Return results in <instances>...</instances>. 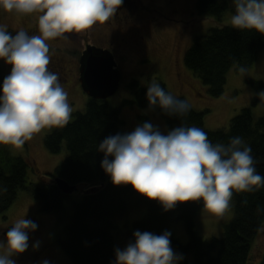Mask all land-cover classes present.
<instances>
[{
    "label": "trees",
    "instance_id": "16d2710c",
    "mask_svg": "<svg viewBox=\"0 0 264 264\" xmlns=\"http://www.w3.org/2000/svg\"><path fill=\"white\" fill-rule=\"evenodd\" d=\"M195 8L199 15L220 19L231 9V0H196ZM262 50L264 35L259 32L216 26L194 38L184 52V63L208 85L212 97H220L225 92L229 71L237 65H253ZM5 77L0 67V95ZM248 81L258 91L264 90L263 80ZM157 83L170 93L163 81ZM129 86L133 97L123 104L149 109L148 86L137 79H132ZM154 110L172 129L183 124L201 128L213 144L227 145L230 138L241 137L251 147L257 173L264 176V115L256 118L251 107H243L234 115L227 129L206 128L207 110L198 111L191 105L183 117L169 116L159 107ZM121 112V107L110 105L106 99L89 97L85 109L70 116L66 125L49 128L44 138L47 149L55 154L66 149L67 154L56 167L52 180L43 184L28 181L30 171L35 170L30 159L13 155L10 145H0V214L15 202L19 190H28L41 211L56 214L64 225L57 242L72 264H112L116 260L115 250L121 249L116 234L134 243L136 231L161 235L174 219L183 220L189 234V242L182 244L171 233V247L185 256L179 264H264V253L258 262H252L253 243L264 226V186L252 192H233V218L224 226L221 236L206 240L197 232L195 221L203 201L178 203L165 211L158 201L141 195L131 184H113L101 166L104 153L98 147L106 137L126 133ZM140 117L149 122L146 115ZM55 175L71 185H86L82 193L78 191L80 198L70 200L74 193H63ZM67 199L70 203H65ZM143 208L148 210L147 215L135 220L131 229L121 231L117 219Z\"/></svg>",
    "mask_w": 264,
    "mask_h": 264
},
{
    "label": "clouds",
    "instance_id": "9594fccd",
    "mask_svg": "<svg viewBox=\"0 0 264 264\" xmlns=\"http://www.w3.org/2000/svg\"><path fill=\"white\" fill-rule=\"evenodd\" d=\"M231 2L235 9L231 27L264 35V0ZM122 4L123 0H0L9 13H42L40 35L30 36L24 30L12 35L0 26V60L12 66L0 95V145L18 149L42 129L68 123L72 110L58 74L48 70L46 41L104 24ZM256 95L264 102V90ZM146 98L149 109L159 107L169 116L183 117L190 111L186 100L166 92L155 80L148 85ZM98 151L104 153L101 166L114 185L131 184L165 211L178 203L203 201V211L221 215L233 192L264 186L251 147L241 137L230 138L227 145L213 144L196 126L183 124L163 134L158 126L144 122L125 134L106 137ZM36 230L33 221L17 219L7 231L6 243L0 242V264H16L13 257L27 251L29 232ZM170 236L168 231L161 235L136 231L134 243L115 250L114 264H179L183 256L173 251ZM39 247L37 242L33 250Z\"/></svg>",
    "mask_w": 264,
    "mask_h": 264
},
{
    "label": "rangeland",
    "instance_id": "374dc122",
    "mask_svg": "<svg viewBox=\"0 0 264 264\" xmlns=\"http://www.w3.org/2000/svg\"><path fill=\"white\" fill-rule=\"evenodd\" d=\"M195 4L196 0H123L119 7L120 21L115 24L117 19L113 18L112 29L104 26L99 28L103 30L106 39H96L95 36L88 38L87 35L89 42H95L101 45V48L108 47L118 62L122 73L121 83L118 91L106 100L110 105L122 108L124 132H130L137 125L144 123L140 117L142 115L149 117L148 123L158 126L163 134L172 130L159 111L123 104L125 99L133 97L129 86L132 79L139 80L143 86H148L153 80L163 81L173 96L184 97L198 111L207 110L205 127L208 129H227L230 119L243 107H251L256 118L264 115V102L256 95L260 91L248 81L249 79L264 81V50L259 53L253 65L248 67L237 65L229 71L225 92L220 97H212L208 85L185 65L184 52L194 38L212 27L231 26L230 18L234 14L232 2L231 9L220 19L199 15ZM126 14L129 15L127 22L124 18ZM40 15L42 13L39 12L9 13L0 6V26H6V29L13 28L15 35L17 31L38 20ZM80 38V33L72 32L46 41L48 46H51L49 57H55L56 64H63L69 70V74L63 76L67 81L63 80L60 83L67 93V102L72 110L71 116L77 111H83L89 98L80 80H76L78 74L80 76L77 66L80 68L84 48V39ZM0 67L6 76L11 73L12 66L4 60H0ZM241 68L245 69L243 73L240 71ZM48 70L52 71L50 67ZM48 131L49 128H45L34 134L21 148L10 146L13 155H21L32 161L35 170L30 171L29 182L43 184L52 180L56 167L66 157V149L56 154L47 149L44 138ZM108 178L111 180L110 176ZM85 187L86 185L79 186L78 191L82 193ZM78 191L70 200L80 198L81 193ZM70 200H65V203H70ZM203 207L198 209L195 218L197 232L206 240L221 236L224 226L234 216L233 199L231 198L229 207L221 215L203 211ZM147 213L148 210L143 208L119 217L117 222L120 230L126 232L131 229L133 222L145 217ZM19 218L33 221L37 225V230L29 232V247L18 256L21 255L25 260L37 259V264H43L44 261H48V264H72L57 242L64 225L56 214L41 211L38 201L26 189L19 190L15 202L6 212L0 214V228L13 226ZM168 232L182 244L189 242V234L183 220H172L168 225ZM116 235L122 250L132 242L124 240L119 234ZM0 242L6 243V239L1 238V235ZM37 242L40 243V247L33 250V245ZM172 249L179 254L176 249ZM2 251L0 249V252ZM263 253L264 226L253 243L252 262H258Z\"/></svg>",
    "mask_w": 264,
    "mask_h": 264
},
{
    "label": "water",
    "instance_id": "95a60500",
    "mask_svg": "<svg viewBox=\"0 0 264 264\" xmlns=\"http://www.w3.org/2000/svg\"><path fill=\"white\" fill-rule=\"evenodd\" d=\"M79 71L80 83L89 97L107 99L119 89L122 73L113 52L108 48L87 45L80 58ZM54 177L63 193L73 194L79 190L77 185H71L59 176ZM10 227L5 230V236Z\"/></svg>",
    "mask_w": 264,
    "mask_h": 264
},
{
    "label": "flooded vegetation",
    "instance_id": "af4514ba",
    "mask_svg": "<svg viewBox=\"0 0 264 264\" xmlns=\"http://www.w3.org/2000/svg\"><path fill=\"white\" fill-rule=\"evenodd\" d=\"M118 14H119V8L116 10V12L104 24L97 23L92 28L87 29V30H85L83 32H79L80 33V37L82 38V40L84 39V41H83L84 42V48H83L82 52L86 49L87 45H89V44L90 45H95L97 47H100L101 46L99 44H96L95 42H89L88 41V38H90L91 36H95L96 39L97 38L98 39L99 38L100 39H106L105 38L106 37L105 34L102 32L103 30H101L99 28H100V26H104V27H108V29H112L114 23L117 24L120 21ZM113 18H116L117 19V22H114L113 23ZM124 18L126 19V22H127L128 19H129V15L128 14L124 15ZM6 30L8 32H10L12 35H14L13 28H10V29L7 28ZM23 30L26 31L30 36L31 35H40V33H39V26H38V20L32 22L27 28H25ZM87 35H88V38H87ZM48 47H49V49L51 48V46H48ZM54 59H55V57H50V63H49V66L48 67H50V69L52 71H56V73L59 76L60 82L63 81V80L64 81H67L66 78H63V76H67L69 74V70H67V68L63 64H56ZM76 64H77V60H76ZM77 67L79 69V65ZM76 80H79V74H78ZM6 229L7 228H5V229L0 228L1 238L6 239V236H5V233H4ZM14 259L16 261V264H37L38 263L37 262V259L35 260V259H32L31 258L29 260H25L23 257H21V255L20 256H18V255L15 256Z\"/></svg>",
    "mask_w": 264,
    "mask_h": 264
}]
</instances>
